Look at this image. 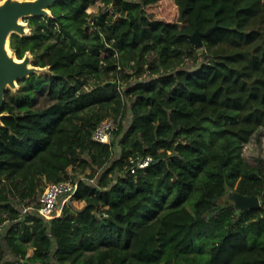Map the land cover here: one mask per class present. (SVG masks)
Returning a JSON list of instances; mask_svg holds the SVG:
<instances>
[{"label":"trees","instance_id":"16d2710c","mask_svg":"<svg viewBox=\"0 0 264 264\" xmlns=\"http://www.w3.org/2000/svg\"><path fill=\"white\" fill-rule=\"evenodd\" d=\"M49 10L9 37L48 71L4 94L0 264H264V169L242 154L264 129V0ZM107 117L110 142L94 140ZM135 155L152 161L132 173ZM60 180L77 188L47 219L39 197ZM229 191L260 205L236 210Z\"/></svg>","mask_w":264,"mask_h":264},{"label":"water","instance_id":"95a60500","mask_svg":"<svg viewBox=\"0 0 264 264\" xmlns=\"http://www.w3.org/2000/svg\"><path fill=\"white\" fill-rule=\"evenodd\" d=\"M55 1L57 0H4L0 4V119L7 86L36 72L25 66L29 61L27 55H24L22 61H15L13 56L8 58L4 43L7 39V45L10 47L9 37L13 32L21 35L25 34V24L19 23L20 18L50 15L49 7ZM214 28L215 26L208 28L206 31L196 30L190 34V39L196 47H201V37L208 35ZM227 197L232 201L236 210L250 209L260 205V199L257 195H244L229 191Z\"/></svg>","mask_w":264,"mask_h":264},{"label":"built area","instance_id":"2783aa9c","mask_svg":"<svg viewBox=\"0 0 264 264\" xmlns=\"http://www.w3.org/2000/svg\"><path fill=\"white\" fill-rule=\"evenodd\" d=\"M115 120L107 117L102 120L95 128L92 138L96 141L109 143L110 134L115 127ZM152 161V156L135 155L130 159V172H135L138 168L146 167ZM77 188V183L70 180H60L57 182L47 183L39 197L38 212L45 218L49 219L58 215L56 213L57 202L62 194H65L63 199H67Z\"/></svg>","mask_w":264,"mask_h":264},{"label":"rangeland","instance_id":"374dc122","mask_svg":"<svg viewBox=\"0 0 264 264\" xmlns=\"http://www.w3.org/2000/svg\"><path fill=\"white\" fill-rule=\"evenodd\" d=\"M42 16V15H41ZM25 23L26 29L24 30L25 34H29L31 32L30 27H28L27 21L25 20V17L20 18ZM20 23V22H19ZM54 36H51L50 40H53ZM45 45H43V48L39 50V52H43L45 50ZM201 48V47H198ZM25 55L29 57V61L25 64V66L32 71H36L37 73H45L48 71V68L42 69L39 66H34L32 64V61L34 59V54L31 52H26ZM14 56V53H8L7 57L11 58ZM12 92L17 91V89L20 87V84L18 83V80H16L13 84H10L7 86ZM1 118L5 115L4 112H1ZM3 124L0 119V147H7L8 145H11L13 140V135L10 133H5L3 130ZM242 154L245 157L247 161H249L252 165L260 166L264 169V129L257 131L250 139L248 143L243 145L242 147ZM65 199H63L60 204H57L56 213L59 214L61 211L62 205L65 203Z\"/></svg>","mask_w":264,"mask_h":264},{"label":"bare ground","instance_id":"6f19581e","mask_svg":"<svg viewBox=\"0 0 264 264\" xmlns=\"http://www.w3.org/2000/svg\"><path fill=\"white\" fill-rule=\"evenodd\" d=\"M4 2V0H0V4H2ZM19 22L20 23H22V24H25L22 20H20L19 19ZM24 29H26V26H25V28ZM8 41H7V39H6V41H5V43H4V45H5V49L7 50V53H12V50L10 49V47H8ZM13 58H14V60L15 61H22V59H19V58H17L15 55L13 56Z\"/></svg>","mask_w":264,"mask_h":264}]
</instances>
